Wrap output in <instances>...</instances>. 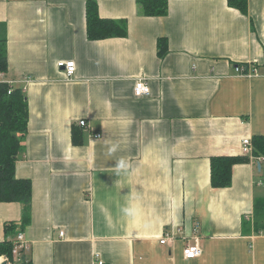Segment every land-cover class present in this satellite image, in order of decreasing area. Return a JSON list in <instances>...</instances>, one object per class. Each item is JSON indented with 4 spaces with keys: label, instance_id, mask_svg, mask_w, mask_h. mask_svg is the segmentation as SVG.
I'll use <instances>...</instances> for the list:
<instances>
[{
    "label": "crops",
    "instance_id": "obj_1",
    "mask_svg": "<svg viewBox=\"0 0 264 264\" xmlns=\"http://www.w3.org/2000/svg\"><path fill=\"white\" fill-rule=\"evenodd\" d=\"M89 1L0 0L3 80L29 102L16 176L33 188L32 264H264V158L243 154L264 136V0H248L247 15L228 0H168L162 17L141 15L138 0H92L127 23L126 37L102 40L88 37ZM61 62L76 64L72 78ZM140 79L149 97L135 96ZM217 156L250 158L229 188L211 185ZM22 210L0 203V242ZM188 244L202 256L187 260Z\"/></svg>",
    "mask_w": 264,
    "mask_h": 264
},
{
    "label": "trees",
    "instance_id": "obj_2",
    "mask_svg": "<svg viewBox=\"0 0 264 264\" xmlns=\"http://www.w3.org/2000/svg\"><path fill=\"white\" fill-rule=\"evenodd\" d=\"M141 15L162 17L168 14V0H138ZM229 6L248 14V0H228ZM87 25L90 40L112 37H126L127 23L103 19L95 1L87 3ZM168 53L167 39L158 40V55L163 58ZM9 68L5 38L0 37V73ZM29 127V102L24 89L7 82H0V203H19L22 205L20 222H8L4 226L5 240L0 242V258L5 257L11 264H32L28 250L14 256L17 237L24 234L32 220L33 188L30 180L16 176V164L25 151V138ZM82 135L74 132V142L80 145ZM253 157L264 158V136H254ZM250 161L246 156H217L211 159V185L215 189H225L232 185L233 168L237 164ZM256 214L264 213V200L257 201Z\"/></svg>",
    "mask_w": 264,
    "mask_h": 264
},
{
    "label": "built area",
    "instance_id": "obj_3",
    "mask_svg": "<svg viewBox=\"0 0 264 264\" xmlns=\"http://www.w3.org/2000/svg\"><path fill=\"white\" fill-rule=\"evenodd\" d=\"M59 67L60 68H64L67 74L68 78H72V76L75 73L76 70V64L74 62H68V63H59ZM236 72L239 74H244L247 76H252L254 73H256L255 71H250L249 68L245 67V66H239L236 67ZM5 74L1 73L0 77L2 79H0V82H7L8 84L14 86L13 82L9 81V80H3L4 79ZM135 96L138 98H143V97H149L151 95V91H150V87L148 85V83L146 82V80L140 79L137 81L136 86H135ZM79 125L81 127H87L88 123L85 120H81L79 122ZM95 138H100L101 135L100 134H96L94 135ZM243 154L244 155H252L253 154V145H252V141L250 139H246L243 141ZM64 233H61V235H63ZM168 238L164 237L160 244L165 245L167 242ZM23 249H27V244L25 243L24 240V234H20L17 237V241H16V247L14 249V256L15 258L19 255V252ZM184 256L187 260H193L195 258H198L200 256H202L203 254V249L200 247L199 244H188L186 246V248L184 249ZM99 264H102L101 262H99Z\"/></svg>",
    "mask_w": 264,
    "mask_h": 264
},
{
    "label": "clouds",
    "instance_id": "obj_4",
    "mask_svg": "<svg viewBox=\"0 0 264 264\" xmlns=\"http://www.w3.org/2000/svg\"><path fill=\"white\" fill-rule=\"evenodd\" d=\"M118 147H119L118 145H112L109 148V154L116 152ZM128 167H129V165L127 164V162L124 159H120L119 161H117L116 168L118 170H126ZM122 211L124 214H126L128 216H133V215H135V212H136V210L131 206L124 207L122 209Z\"/></svg>",
    "mask_w": 264,
    "mask_h": 264
},
{
    "label": "water",
    "instance_id": "obj_5",
    "mask_svg": "<svg viewBox=\"0 0 264 264\" xmlns=\"http://www.w3.org/2000/svg\"><path fill=\"white\" fill-rule=\"evenodd\" d=\"M0 264H8L7 260H3L2 262H0Z\"/></svg>",
    "mask_w": 264,
    "mask_h": 264
},
{
    "label": "rangeland",
    "instance_id": "obj_6",
    "mask_svg": "<svg viewBox=\"0 0 264 264\" xmlns=\"http://www.w3.org/2000/svg\"><path fill=\"white\" fill-rule=\"evenodd\" d=\"M0 74H1V73H0ZM1 258H3L4 260H7V261H8V259L5 258V257H1ZM16 258H18V256H17ZM8 264H11V263L8 262Z\"/></svg>",
    "mask_w": 264,
    "mask_h": 264
}]
</instances>
